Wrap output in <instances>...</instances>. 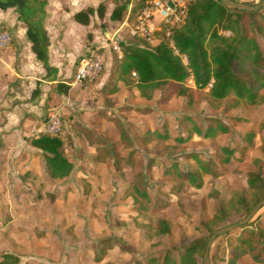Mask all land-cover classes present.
<instances>
[{"label": "rangeland", "instance_id": "obj_1", "mask_svg": "<svg viewBox=\"0 0 264 264\" xmlns=\"http://www.w3.org/2000/svg\"><path fill=\"white\" fill-rule=\"evenodd\" d=\"M103 8L104 15L95 20L94 27L99 30V36L109 34H105L107 44L100 45V52L95 51L99 47L90 49V56L104 57L101 80L97 81L98 76L93 81L79 83L85 87V92L77 90L76 97H80L73 110L60 95L54 104H47L42 118L46 124L51 112L59 118L64 153L74 164L71 175L76 178L67 191L62 190L63 182H54V242L43 244L45 254L41 255L47 259L46 264H133L135 259L158 252H167L177 259L185 247L205 233L200 226L203 218L212 216L222 201L246 186V173L256 170L254 160L260 161L264 177L261 134H256L251 145L244 141L249 131L264 135V88L255 104H242L235 109L227 107L230 100L220 106L210 105L205 97L207 88L197 98L195 110L185 107L186 98L183 97L160 103L163 91H157L150 101L134 102V98L127 101L115 85L121 52L118 46L114 48L112 41L125 11L120 21H112L110 15L115 7L110 14L105 12L104 5ZM258 12V20L264 23V7ZM219 32L225 35L229 31ZM117 36L124 43H135L127 36L125 28ZM87 37V41H91L92 38ZM259 40L263 43L261 38ZM11 45L12 39L8 48ZM80 59L76 58L74 68ZM185 84L192 86L193 83L188 79ZM56 90L65 96L68 93V89L65 92L60 88ZM131 103L133 105H128ZM232 116L247 118L249 123L233 125ZM209 117L227 124L231 132L219 134L212 140L194 134L193 126L203 130ZM156 134H166L168 138H158ZM177 138L185 141L179 142ZM92 146L96 149H91ZM244 146H247L245 150ZM223 148L234 150L230 161L216 166L218 177L203 175L202 188L196 189L188 182L182 184L163 176L165 168L174 162L181 169L195 170L197 163L193 156L217 165L224 155ZM133 185L147 192L146 211L135 210L141 200L134 203L128 196ZM4 203L5 199H0V204ZM258 213L256 219L264 222V207ZM159 218L169 220L171 228L167 234L157 235L148 227ZM239 218L240 214L235 215L227 223ZM9 220L7 214L0 216V229ZM215 242L226 246V238L219 237ZM104 247L110 249L103 250ZM6 248L11 250V246ZM226 255L225 249L221 256L226 258ZM37 260L34 264H44ZM239 264L252 262L244 257Z\"/></svg>", "mask_w": 264, "mask_h": 264}, {"label": "trees", "instance_id": "obj_2", "mask_svg": "<svg viewBox=\"0 0 264 264\" xmlns=\"http://www.w3.org/2000/svg\"><path fill=\"white\" fill-rule=\"evenodd\" d=\"M128 1L121 0L115 6L110 15L112 21L121 20ZM95 12L100 18L103 17V5L100 4L95 10L87 8L79 11L74 15V19L85 25ZM258 15L259 12L247 13L229 9L218 0H194L190 4L184 24L173 34L174 45L181 55L186 56L187 64H184L180 56L175 55L164 43L148 46L140 44L141 42L119 41L121 56L118 59L116 80L128 85L129 79L135 78V87L142 98L150 101L157 91H163L160 103L183 97L186 98L185 107L195 110L197 98L203 95V91L213 79L205 96L210 105L220 106L229 100L231 101L227 106L229 109L238 108L242 104L253 105L259 100L260 92L264 88V23L258 20ZM219 30L229 31L230 35L225 36ZM95 51L100 52L101 48H96ZM102 72L97 81L101 80ZM188 79H191L192 86L185 84ZM57 87L64 92L68 89L62 85ZM230 120L233 125L249 123L247 118L240 116H232ZM42 122L44 126L46 121ZM230 132L229 126L215 117L208 118V124L203 130L199 126H193L194 134L208 140ZM259 133L264 141V135L259 131L247 132L244 141L251 145ZM156 137L168 138L166 134H156ZM66 138H69L68 135ZM177 140L185 141L181 138ZM27 141L42 152L44 165L51 179L63 180L71 175L74 164L64 153L65 144L61 133L51 134L42 129L27 138ZM246 147L244 146L243 150ZM223 151L224 155L217 165L193 156L197 163L195 170L181 169L174 162L165 168L163 176L182 184L188 182L196 189L202 188L205 184L203 175L218 177L220 173L216 171V166L226 165L234 153L232 148H223ZM254 162L256 170L246 173V186L240 192H233L229 199L222 201L212 216L203 218L200 226L205 233L185 247L177 259L167 252H158L135 259L133 264H201L204 245L210 233L228 224L227 222L235 215L240 214L242 218L264 198L261 163L258 160ZM132 189L128 196L134 203L141 200L135 210L146 211L149 202L147 192L137 185H133ZM256 216L236 232L222 236L226 238V246L214 241L210 250L211 264H239L244 257L249 258L252 264H264V222L256 219ZM148 227L155 234L163 235L170 231L171 224L169 220L159 218ZM105 249L110 248L104 247L103 250ZM225 249L226 258L221 256ZM1 256L3 257L1 264L19 263L16 255L1 253Z\"/></svg>", "mask_w": 264, "mask_h": 264}, {"label": "crops", "instance_id": "obj_3", "mask_svg": "<svg viewBox=\"0 0 264 264\" xmlns=\"http://www.w3.org/2000/svg\"><path fill=\"white\" fill-rule=\"evenodd\" d=\"M115 1L0 0V31L8 30L12 39L9 48L0 50V199H5L0 216L10 218L0 229V250L18 256V264H34L37 259L47 263L41 255L45 254L43 244L54 242V182H63L62 190L67 191L76 179L72 175L51 179L42 152L27 138L43 129L47 104H54L60 95L72 110L77 106L80 96L76 92H85V87L73 84L75 60L90 56L91 48L107 44L105 34H109L99 36L94 27L100 19L96 12L85 25L74 15L87 8L95 10L99 4L110 14ZM117 33L118 29L113 37L121 41ZM135 83L133 78L128 85L123 81L115 85L127 101H148L140 96ZM59 85L69 86L66 96L56 93Z\"/></svg>", "mask_w": 264, "mask_h": 264}, {"label": "built area", "instance_id": "obj_4", "mask_svg": "<svg viewBox=\"0 0 264 264\" xmlns=\"http://www.w3.org/2000/svg\"><path fill=\"white\" fill-rule=\"evenodd\" d=\"M194 0H129L125 8L123 22L118 32L126 29L127 36L135 42L155 46L164 43L175 55L180 56L184 64L187 58L181 55L173 42L174 31L180 28L188 15L190 4ZM243 3H252L254 0H236ZM225 32V31H224ZM229 36V32H225ZM114 48H117L119 41L116 36L112 38ZM11 36L8 31H0V50L10 45ZM119 47V46H118ZM104 62L103 55L82 57L75 68L73 84L95 80ZM135 75V73H133ZM213 79L207 85L209 89ZM47 124L44 130L51 134H58L61 131V123L54 113L48 114ZM3 257L0 255V264Z\"/></svg>", "mask_w": 264, "mask_h": 264}, {"label": "water", "instance_id": "obj_5", "mask_svg": "<svg viewBox=\"0 0 264 264\" xmlns=\"http://www.w3.org/2000/svg\"><path fill=\"white\" fill-rule=\"evenodd\" d=\"M218 1L224 7H227L229 9H232L238 12L256 13L264 7V0H259L258 2L253 3V4L238 2L236 0H218ZM263 207H264V198L259 200L249 210V212L245 216L240 218L239 220L234 221L232 223L222 225L216 228L214 231H212L205 242L204 251H203L202 258H201V264H211L210 263V250H211L212 244L217 238L222 237L226 234L232 233L236 231L237 229H239L240 227L248 224Z\"/></svg>", "mask_w": 264, "mask_h": 264}]
</instances>
